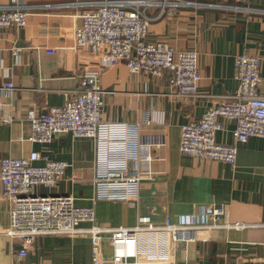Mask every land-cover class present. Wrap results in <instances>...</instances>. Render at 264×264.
I'll use <instances>...</instances> for the list:
<instances>
[{
	"label": "crops",
	"instance_id": "0c3cea01",
	"mask_svg": "<svg viewBox=\"0 0 264 264\" xmlns=\"http://www.w3.org/2000/svg\"><path fill=\"white\" fill-rule=\"evenodd\" d=\"M99 1L0 0V8L17 5L28 13L26 28L0 30V163L5 157H27L33 152L68 163L58 188L38 187L34 193L72 195L78 206L93 207L97 224L105 228L134 227L141 218L174 224L218 207L224 213L223 225L244 227L214 232L208 242L172 244L173 264H264V138L239 145L236 168L183 155L179 149L182 126L202 117L214 101L205 97L178 100L170 73L152 79L144 73L132 74L123 65L102 68L96 58L66 50L74 44L73 31L82 25L83 12L95 7L89 3ZM179 1L191 4L167 5L163 13L160 7L147 10L152 19L149 41L162 40L178 52L198 53L202 95H233L238 88L237 55H255L262 62L264 95V0L240 5L242 10L225 0ZM50 49L55 52L48 54ZM85 68L101 70L106 122L100 136L94 140L59 135L49 145L31 143L28 113L64 106L79 89L76 71ZM7 82L15 86L11 97H4L1 90ZM155 113L166 115L165 125L145 123ZM7 119L12 121L5 123ZM221 123L217 142L233 143L234 122L222 119ZM127 127L149 136L165 134L166 147L153 154L166 162L155 163L159 173L153 181L142 183L136 205L97 200L93 181L106 159H121L134 142L128 138ZM10 224V206L2 199L0 184V264H19L14 250L20 242L6 235ZM103 253L110 258L112 248L105 244ZM20 264H93L91 239L39 236Z\"/></svg>",
	"mask_w": 264,
	"mask_h": 264
},
{
	"label": "built area",
	"instance_id": "2783aa9c",
	"mask_svg": "<svg viewBox=\"0 0 264 264\" xmlns=\"http://www.w3.org/2000/svg\"><path fill=\"white\" fill-rule=\"evenodd\" d=\"M249 5L252 0H225ZM95 6L83 12L82 25L73 31L74 53L83 58H96L99 66H126L132 73H144L150 78H162L170 73L173 96L178 100L207 98L214 101L202 117L182 126L179 149L185 156L201 162L214 161L236 168L239 145L253 138H264V95L261 94V59L249 54L237 55L235 79L238 88L231 96L199 93L201 74L198 53L178 52L166 41H149L150 7L167 5L178 7L179 0H102L89 3ZM246 10V9H244ZM28 13L17 5L0 8V30L26 28ZM85 49V50H84ZM54 49L47 53H54ZM101 68V69H102ZM79 89L62 107L46 111H30L27 120L31 127L29 141L49 145L59 135H73L77 139H97L105 126L103 117V87L101 70L79 69L75 73ZM12 82L2 85L4 97H11ZM74 93V92H72ZM1 105V101H0ZM222 119L235 124L231 144L218 143L217 134L223 128ZM7 119L4 122L10 123ZM147 125H165L166 115L155 113L145 120ZM129 139L134 140L130 151L121 159H106L93 184L96 199L127 202L136 205L142 183L153 181L155 163L166 159L154 157L155 149L166 147L165 134L149 136L127 127ZM133 131V133H131ZM135 133V134H134ZM42 161V164L37 162ZM69 165L33 152L27 157H5L0 163L2 199L10 206V227L6 235L20 242L14 250L17 263L28 256V251L39 236H85L91 239L93 264H173L171 245L208 242L214 232L225 228L242 229L243 224L223 225L224 213L215 207L204 209L199 216L182 218L179 223L155 224L141 218L134 227H102L97 224L95 209L80 207L72 195L36 194L38 187L58 188ZM73 181L75 177H72ZM87 225V227H85ZM202 233L207 236L202 237ZM108 244L113 255L105 258L103 247ZM132 248L129 251L128 248Z\"/></svg>",
	"mask_w": 264,
	"mask_h": 264
}]
</instances>
